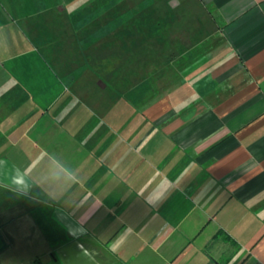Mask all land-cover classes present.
Wrapping results in <instances>:
<instances>
[{
  "label": "crops",
  "instance_id": "obj_1",
  "mask_svg": "<svg viewBox=\"0 0 264 264\" xmlns=\"http://www.w3.org/2000/svg\"><path fill=\"white\" fill-rule=\"evenodd\" d=\"M0 184L54 264H264V0H0Z\"/></svg>",
  "mask_w": 264,
  "mask_h": 264
},
{
  "label": "rangeland",
  "instance_id": "obj_2",
  "mask_svg": "<svg viewBox=\"0 0 264 264\" xmlns=\"http://www.w3.org/2000/svg\"><path fill=\"white\" fill-rule=\"evenodd\" d=\"M134 27L138 29V24L127 26L131 34L134 33ZM115 43L109 41L108 48L112 50L111 46ZM120 44L121 67L129 71H133L134 68L138 70V40L122 41ZM45 189L47 195L42 192L39 194L36 189L31 196H24L17 192L12 193L0 184V264H54L50 262L55 259L49 247L65 243L67 240V238L63 240L60 234L55 236L59 227L54 217L56 210L54 204H59V208L71 216L75 212H72L67 201L55 200L53 184H46ZM45 198L49 200H44ZM8 199L9 203L13 200L15 204L14 214L12 212L8 214ZM8 226L14 232H8ZM80 241L85 245L83 239Z\"/></svg>",
  "mask_w": 264,
  "mask_h": 264
},
{
  "label": "clouds",
  "instance_id": "obj_3",
  "mask_svg": "<svg viewBox=\"0 0 264 264\" xmlns=\"http://www.w3.org/2000/svg\"><path fill=\"white\" fill-rule=\"evenodd\" d=\"M30 187H31V186H30ZM30 187H29V188H27V189L20 188L18 191H20V192H24V191H27V190H29V189H30Z\"/></svg>",
  "mask_w": 264,
  "mask_h": 264
}]
</instances>
